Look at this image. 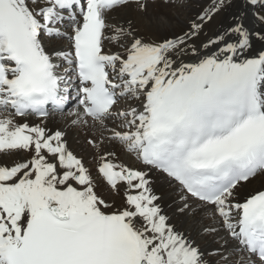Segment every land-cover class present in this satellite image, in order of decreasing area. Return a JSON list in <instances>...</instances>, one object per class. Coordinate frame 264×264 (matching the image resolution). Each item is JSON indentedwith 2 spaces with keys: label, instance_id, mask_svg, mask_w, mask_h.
Here are the masks:
<instances>
[{
  "label": "snow or ice",
  "instance_id": "6c2138e0",
  "mask_svg": "<svg viewBox=\"0 0 264 264\" xmlns=\"http://www.w3.org/2000/svg\"><path fill=\"white\" fill-rule=\"evenodd\" d=\"M0 264H264V0H0Z\"/></svg>",
  "mask_w": 264,
  "mask_h": 264
},
{
  "label": "bare ground",
  "instance_id": "6f19581e",
  "mask_svg": "<svg viewBox=\"0 0 264 264\" xmlns=\"http://www.w3.org/2000/svg\"><path fill=\"white\" fill-rule=\"evenodd\" d=\"M145 23H146V21H145ZM66 119H71V117H67ZM81 148H87V146L86 145H83V144H80L79 145Z\"/></svg>",
  "mask_w": 264,
  "mask_h": 264
}]
</instances>
